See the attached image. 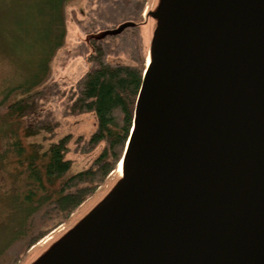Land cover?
<instances>
[{"label": "water", "instance_id": "95a60500", "mask_svg": "<svg viewBox=\"0 0 264 264\" xmlns=\"http://www.w3.org/2000/svg\"><path fill=\"white\" fill-rule=\"evenodd\" d=\"M152 16L116 195L43 264H264V0Z\"/></svg>", "mask_w": 264, "mask_h": 264}, {"label": "trees", "instance_id": "16d2710c", "mask_svg": "<svg viewBox=\"0 0 264 264\" xmlns=\"http://www.w3.org/2000/svg\"><path fill=\"white\" fill-rule=\"evenodd\" d=\"M70 1H46V10L40 14L44 36L36 45L38 54L29 67L31 73L23 82L1 91L0 140L6 141L0 151V167L13 174L14 181L26 189L20 196L21 202L17 196L12 200L20 222L42 213L44 218L63 223L115 170L129 138L145 71L139 29L146 0H93L87 39L81 44L88 67L68 92L63 113L70 117L94 115L95 127L87 137L86 151H100L86 169L74 172L66 158L72 135L45 149L27 144L25 140L33 134H50L58 127L50 115L37 119L33 129L22 123L35 112L39 100L49 101L53 97L50 86L40 90L39 87L47 82L49 62L62 47L64 7ZM49 230L31 238L27 246L34 245Z\"/></svg>", "mask_w": 264, "mask_h": 264}, {"label": "rangeland", "instance_id": "374dc122", "mask_svg": "<svg viewBox=\"0 0 264 264\" xmlns=\"http://www.w3.org/2000/svg\"><path fill=\"white\" fill-rule=\"evenodd\" d=\"M46 1L0 0V101L4 88L23 82L31 73L32 68L29 67L38 54L36 45L44 36V20L40 14L46 10ZM93 3V0H71L64 7L62 47L55 51L49 62L47 82L39 87L40 90L50 86L54 92L51 95L53 97L49 101L39 100L35 112L28 114L22 123L25 128L33 129L37 119L53 116L58 127L52 133L38 132L25 142L45 149L58 139L72 135L66 158L71 161L74 172L86 169L100 151V148L86 151L87 137L95 127L94 115L88 113L70 117L63 113L68 92L88 67L81 44L87 39L86 26L92 16L90 12L94 8ZM160 4L161 0H146L141 14L139 35L145 62L150 58V48L159 20L151 15L159 10ZM118 58L120 61L125 60ZM5 141L0 140V151H3ZM117 166L95 193L60 224L57 220L44 218L42 213H36L20 222L21 216L14 210L12 200L17 196L18 202H21L20 196L26 189L22 183L14 181L13 174L0 167V264H43L48 251L88 213L108 206L113 201L116 186L122 180ZM18 223H21L20 227ZM47 229L50 230L44 237L34 245L27 246L31 238Z\"/></svg>", "mask_w": 264, "mask_h": 264}, {"label": "bare ground", "instance_id": "6f19581e", "mask_svg": "<svg viewBox=\"0 0 264 264\" xmlns=\"http://www.w3.org/2000/svg\"><path fill=\"white\" fill-rule=\"evenodd\" d=\"M149 63V58L148 59H146V62H145V64H148ZM117 172L119 173V174H123V172H124V161H123V158L119 161V163H118V166H117ZM165 187L167 188V190H170L171 189V184L168 182V181H166L165 182Z\"/></svg>", "mask_w": 264, "mask_h": 264}]
</instances>
